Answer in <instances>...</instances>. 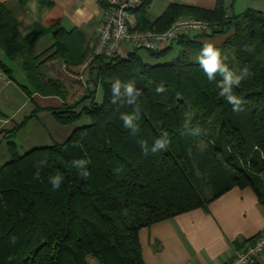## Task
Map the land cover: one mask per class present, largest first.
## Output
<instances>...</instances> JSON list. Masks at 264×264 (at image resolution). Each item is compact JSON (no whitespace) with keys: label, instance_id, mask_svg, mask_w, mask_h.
Masks as SVG:
<instances>
[{"label":"trees","instance_id":"obj_1","mask_svg":"<svg viewBox=\"0 0 264 264\" xmlns=\"http://www.w3.org/2000/svg\"><path fill=\"white\" fill-rule=\"evenodd\" d=\"M142 1L134 29L164 31L181 16L217 27L209 35L179 41L178 54L156 64L141 49L113 59L94 56L73 31L55 37V53L44 60L63 61L65 70L51 78L39 70L40 57L31 47L40 35L23 37L11 10L0 3V48L9 59H21L30 84L21 85L25 94L60 97L63 108L48 109L60 124L89 121L64 142L24 154L8 142L12 158L0 167V264H88L89 256L101 264H145L141 228L206 208L233 187H251L264 204V12L248 8L226 16L224 0H217L214 9L172 2L149 21L144 13L150 1ZM215 35L225 36L213 47L229 71H248L233 87L242 101L239 111L219 95L223 77L217 73L209 81L196 58L204 47L199 37ZM173 43L161 51H146L161 59ZM90 57L97 62L94 88L85 93L77 68ZM0 70L11 76L1 61ZM116 80L140 91L135 103L123 96L112 102ZM161 85L165 90L157 92ZM122 114L138 116V132L124 126ZM196 128L199 135L193 134ZM165 132L169 143L152 152ZM74 160H85L90 175L81 176ZM56 175L63 177L59 189L50 183Z\"/></svg>","mask_w":264,"mask_h":264},{"label":"crops","instance_id":"obj_2","mask_svg":"<svg viewBox=\"0 0 264 264\" xmlns=\"http://www.w3.org/2000/svg\"><path fill=\"white\" fill-rule=\"evenodd\" d=\"M149 1L144 13L149 21L155 20L172 2L192 4L207 9H214L217 2V0ZM241 2H245V0ZM0 3H4L11 10L14 19H16L18 32L23 37L36 32L40 35V38L31 47L40 57L39 70L51 78L59 77L56 72L65 70L60 57H55L49 62L44 61L47 56L55 53L53 46L55 37L61 38L77 31L78 39L83 42V47L92 52V43L98 36L106 10V4L102 0H0ZM236 4H238L237 0H224L226 16L240 14L248 8L264 12V5L250 6L248 2L241 3L246 5L245 9L243 6L239 10L237 8V12H235ZM138 13L137 11L132 13L133 28L136 27ZM194 37L196 34L191 32L176 41L179 51L182 49V44L179 41ZM199 38L203 45L216 46L225 39V36L215 35ZM133 49L130 45L125 44L121 49L120 57H126L128 52ZM91 59L92 57L88 58L77 69L80 84L84 88L92 89V87L94 88L92 78L95 76L93 67L97 62L92 63ZM15 60L9 59L5 51L0 48V61L10 69L11 74L9 76L0 70V90L3 87H10L12 82L18 84L13 76V70L17 69ZM17 64V71L26 81L25 84L20 85L29 87L30 84L21 61H18ZM68 84L71 87L73 85L72 83ZM6 98L10 97L6 96ZM27 99L34 106L33 113L38 114L49 112L48 109L52 108L60 110L64 106V101L55 95L42 96L35 92ZM7 120L6 122L10 125L11 122ZM76 127L78 126L72 127L71 133ZM62 132L66 133L64 129ZM68 135L70 136V133ZM262 230H264L263 202L251 187H233L212 200L206 208H196L155 222L141 228L138 235L145 264H225L230 257L243 248L245 243ZM256 264H264V252Z\"/></svg>","mask_w":264,"mask_h":264},{"label":"built area","instance_id":"obj_3","mask_svg":"<svg viewBox=\"0 0 264 264\" xmlns=\"http://www.w3.org/2000/svg\"><path fill=\"white\" fill-rule=\"evenodd\" d=\"M106 3L105 15L99 33L92 43V55L113 59L120 56L125 44L134 49L153 52L169 47L179 38L194 32L209 35L217 27L215 23L181 16L164 31L137 30L133 28L131 16L142 5V0H102ZM264 252V230L245 243L225 264H256Z\"/></svg>","mask_w":264,"mask_h":264},{"label":"rangeland","instance_id":"obj_4","mask_svg":"<svg viewBox=\"0 0 264 264\" xmlns=\"http://www.w3.org/2000/svg\"><path fill=\"white\" fill-rule=\"evenodd\" d=\"M241 1L243 0H237L238 4H236L235 6L234 9L235 12H237V8L239 10V8L241 9L244 6L241 3L245 4L248 2V5L250 4V6L264 5V0H260L258 2L256 0H245V2H241ZM245 6L243 7L244 9ZM173 44H174L173 50L170 51L168 54H166V56H164L161 59H155L151 57L145 49H141L140 53L144 56V58L148 62L152 64L164 63L174 58L179 52V47L177 46L178 43L174 41ZM196 58L199 59L200 56L199 57L196 56ZM18 61H21V59L18 58L15 60L14 63L17 69L13 70L14 72L13 76L18 81V84L16 82H12L10 84V87L7 88L3 87V89L0 90V167L2 166V164L4 165L12 158V152L7 146L9 141L15 142L17 146L16 148L17 151L20 154H24L25 152L32 150L34 148H39V147L41 148L52 145L54 142L62 143L69 136L68 134L71 133L72 127H74L75 125L83 126L84 124L89 122L86 118H82L75 125H63L57 122V120L50 112L46 111V112H40L39 114L35 113L34 118H32L33 120L28 119L23 127L16 130L15 133L12 132L11 129L13 128V126H15L16 124H21V122H23L30 115H32L33 113L32 110L34 107L32 102H29V100L27 99V97L29 96L25 94V92L21 88L20 84H25L26 81L21 77L19 71H17ZM86 89L87 88H85L84 92L88 93ZM95 94H96L95 95L96 100L99 101L100 99H102V88L100 87V85L97 89V93ZM6 96L10 98L7 99ZM89 100H87L86 102H88ZM191 114H192V110L189 111V115ZM6 120L11 122V124L9 125L8 122H6ZM63 129L66 131L65 134H63L62 132ZM211 192L212 190L207 192V196H210ZM87 263L101 264L94 256H89Z\"/></svg>","mask_w":264,"mask_h":264},{"label":"clouds","instance_id":"obj_5","mask_svg":"<svg viewBox=\"0 0 264 264\" xmlns=\"http://www.w3.org/2000/svg\"><path fill=\"white\" fill-rule=\"evenodd\" d=\"M199 62L204 69L205 74L207 75L209 81L215 79L216 74L219 73L223 79L218 83V87L220 88L219 95L224 97L229 104L233 106L234 111H239L242 101L233 94V87L239 86L241 81L248 74L247 69H244L240 75H235L233 72L229 71V69L223 64L221 60V53L218 49L214 48L211 44H205L202 51L201 56L199 58ZM123 88V93L121 89ZM165 89L161 85L157 88V92H163ZM112 93H113V103H116L118 99L122 96L127 97V103L133 104L136 101V98L141 94L139 90H137L132 83L122 84L120 80H116L112 84ZM138 118L137 115H129L122 114L121 119L124 122V126L126 128H130L133 133L139 131L138 126L134 123V121ZM200 129H193L194 135L200 134ZM169 141L167 140V133L162 134V138L157 139L152 147V152H156L158 150L164 149ZM146 149V144L142 145ZM147 154V152L145 153ZM85 160H74L72 164L75 168L81 170L80 175L83 177H87L90 175L89 172L85 171L86 167ZM39 176V172L36 173ZM63 177L60 175H56L50 178V183L52 184L53 189H59L62 183Z\"/></svg>","mask_w":264,"mask_h":264}]
</instances>
